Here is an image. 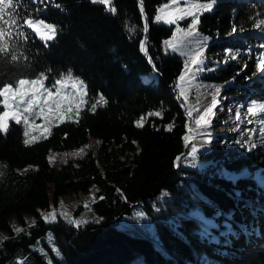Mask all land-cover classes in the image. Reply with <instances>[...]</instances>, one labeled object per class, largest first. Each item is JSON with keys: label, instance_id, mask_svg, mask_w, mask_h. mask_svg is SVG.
Here are the masks:
<instances>
[{"label": "trees", "instance_id": "trees-1", "mask_svg": "<svg viewBox=\"0 0 264 264\" xmlns=\"http://www.w3.org/2000/svg\"><path fill=\"white\" fill-rule=\"evenodd\" d=\"M206 2L180 0L179 6ZM14 3L21 17L57 27L48 42L21 28L29 67L20 71L51 70L50 86L71 70L84 82L88 103L29 145L22 124L10 121L0 133V237H7L0 264H264V111L248 115L255 124L250 138L225 135L212 123L195 126L216 88L211 122L227 107L264 105V72L253 75L264 52V26L252 20L264 19L262 0H217L200 15L206 67L190 82H179L185 57L164 43L177 26L155 20L161 7H175L172 0H113L115 13L92 0ZM229 50L240 55L225 63ZM101 95L107 103L92 111ZM156 112L161 115H151ZM189 135L195 139L186 142ZM91 140L95 149L81 158L51 165V152L75 151ZM192 143L199 150L195 167ZM83 194L85 201L65 207L68 197ZM49 213L55 220L46 222Z\"/></svg>", "mask_w": 264, "mask_h": 264}, {"label": "snow or ice", "instance_id": "snow-or-ice-1", "mask_svg": "<svg viewBox=\"0 0 264 264\" xmlns=\"http://www.w3.org/2000/svg\"><path fill=\"white\" fill-rule=\"evenodd\" d=\"M93 3H99L106 5L108 11L115 13L117 9L112 6L113 0H92ZM180 0H172L174 8L169 10V6L165 5L159 9L158 15L155 16L156 21L163 20L164 23L170 25H176V30L173 36L169 40H165V45L172 50V52H178L180 56L185 57L183 66L184 71L179 75V82H190L192 79L197 78V74L205 71V50L207 48V38L202 37L198 32V25L200 24V15L204 12H210L213 10L217 0H208L206 3H189L186 7L179 6ZM264 3V0H262ZM17 4L14 0H0V104H2L3 110L0 111V133L6 134L9 131V122L14 121L17 125H23V143L29 145L36 142L38 139L46 138L50 134L51 126L54 121L63 122L65 117L75 111V114L79 116L81 106L88 103L85 100L87 96V90L84 82L75 77L71 70L66 74H60L58 77L53 78V82L50 86H46L45 82L49 80V73L40 72L38 74L29 73L26 71H20L21 69H27L29 64L24 61L29 58L22 51L23 43L26 42L28 36L26 32L21 30L26 26L32 33L44 42L53 41L57 34V27L52 23H46L41 18H25L21 17L20 13L16 11ZM140 11L143 12V5L141 4ZM7 16V19L5 17ZM19 17V18H18ZM191 18L186 27H180L179 21ZM252 20L256 28L264 26V19L258 17H252ZM4 25H7L6 28ZM13 26H17L16 35L13 37L11 29ZM143 32L148 31V24L145 23L142 28ZM232 31L235 32L236 28L233 27ZM264 47V45H262ZM140 50L146 51L145 41H140ZM240 53L232 52L229 50V54L224 57L225 63L229 60H235ZM151 63V58L149 59ZM9 68L10 74L7 79H4V69ZM247 65H245L246 67ZM15 69V71H13ZM211 71L212 69H208ZM264 72V52L259 56L258 62L255 64V71L253 75ZM177 83L175 87L180 89V96H185V88L181 83ZM71 86L72 91L66 92ZM220 89H214L211 103L205 107L203 112L195 119V126L197 129H202L207 125H210L211 119L214 116V109L217 107L218 100L217 95ZM104 96L101 95L98 99L91 104V110L95 111L98 105L106 104ZM258 111H264V105H255L247 108V113L251 116H256ZM151 115L160 116L159 112ZM188 115L192 116V111L189 110ZM42 118L44 123L38 125L35 123V118ZM70 118V117H69ZM236 119H240V113L237 111ZM137 127H143V120L137 121ZM30 129L39 131L40 136L37 137L30 133ZM193 131L189 128V133ZM264 135V133H262ZM185 141L195 139L192 136H185ZM264 143V140L261 141ZM204 145H202L203 147ZM253 147L255 145H252ZM198 148L195 143L191 144V150L188 155L192 156V166L195 167V157L198 153ZM238 195V194H237ZM138 216H142V213H138ZM51 217V220L49 219ZM46 222L55 220V214L49 213L44 217ZM203 219V218H202ZM83 221L70 220L69 223L79 225ZM35 222H33L34 224ZM205 224H210V221H204ZM16 233L23 231L21 228H15ZM203 235H207V230ZM7 237H0V243L6 240ZM41 251L42 249H36ZM49 264L51 262L49 261ZM211 264V262H208Z\"/></svg>", "mask_w": 264, "mask_h": 264}, {"label": "rangeland", "instance_id": "rangeland-1", "mask_svg": "<svg viewBox=\"0 0 264 264\" xmlns=\"http://www.w3.org/2000/svg\"><path fill=\"white\" fill-rule=\"evenodd\" d=\"M109 6L105 5L106 10H108ZM234 41L238 43H244L242 38H236ZM259 59V57H258ZM81 79V78H79ZM237 111L240 113V119H236V114ZM72 114H75V111L72 113H69L64 120L66 119H72L74 116ZM247 111H244L243 109H239L238 107L232 108V107H227L226 109H223L221 112H219L215 117L214 120L211 122L214 126L217 127V129L224 133L225 135H238L241 137H248L250 138L252 136V130L255 128V124H253L248 117ZM70 117V118H69ZM143 122L145 121V117L142 118ZM60 121H54V123H58ZM36 124L41 125L44 123L42 118L37 119L35 121ZM30 133L32 135H35L37 137L40 136L39 131H35L30 129ZM39 140V139H38ZM96 142L94 140L90 141V144L84 147H81L75 151H62V152H51L49 154V159L51 161V165L55 169L61 168L69 159H75V158H81L88 150L90 149H95ZM85 194L75 196L76 198L73 197H68L66 201L65 207L67 209H71L72 205L74 206V201H85V198H83ZM13 228L17 227V224L12 223Z\"/></svg>", "mask_w": 264, "mask_h": 264}, {"label": "water", "instance_id": "water-1", "mask_svg": "<svg viewBox=\"0 0 264 264\" xmlns=\"http://www.w3.org/2000/svg\"><path fill=\"white\" fill-rule=\"evenodd\" d=\"M144 41H145V48H146V39H144ZM144 52H145V51H144ZM144 52H143V53H144Z\"/></svg>", "mask_w": 264, "mask_h": 264}]
</instances>
